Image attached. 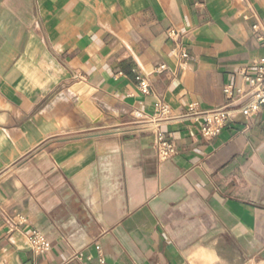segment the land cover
<instances>
[{
	"label": "crops",
	"instance_id": "1",
	"mask_svg": "<svg viewBox=\"0 0 264 264\" xmlns=\"http://www.w3.org/2000/svg\"><path fill=\"white\" fill-rule=\"evenodd\" d=\"M247 6L264 25V0H0V264H264V107L212 140L180 119L224 107L264 56ZM157 100L167 161L134 117Z\"/></svg>",
	"mask_w": 264,
	"mask_h": 264
},
{
	"label": "built area",
	"instance_id": "2",
	"mask_svg": "<svg viewBox=\"0 0 264 264\" xmlns=\"http://www.w3.org/2000/svg\"><path fill=\"white\" fill-rule=\"evenodd\" d=\"M245 21H252L251 30L258 35V39L264 45V25L261 24L257 14L251 6L246 7V12L242 14ZM170 38L178 37L174 30H169L167 34ZM171 53H175L178 58V67H182L188 59V54L185 47L177 44ZM166 70L164 65H159L153 70V74H161ZM243 87H234L225 85L223 94L228 102L224 107L201 110L195 103L189 104L180 119H193L198 123V129L201 137L205 140H212L218 137L226 125L232 121L234 114L238 112L246 120L255 117L264 107V56L253 61L252 64L241 72ZM137 90L142 95H149L151 91L150 82L147 76L138 75L136 78ZM247 93V100L242 103L237 110L233 101L235 97H239ZM137 120L148 121L155 126V143L154 147L158 160L167 161L173 158L177 149L176 146L169 140L165 139L162 133L158 130L159 125L170 122L172 112L162 100H157L154 104L153 114L151 117H145L140 113L134 116ZM26 223V218L17 216L13 220L6 221V226L9 231H15ZM28 245L30 251L35 255L47 253L51 249L49 240L39 231L32 230L28 237Z\"/></svg>",
	"mask_w": 264,
	"mask_h": 264
}]
</instances>
